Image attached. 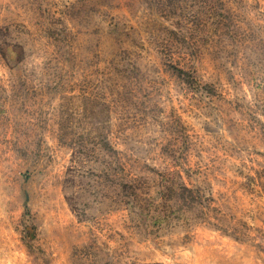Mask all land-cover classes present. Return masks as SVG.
<instances>
[{
    "label": "rangeland",
    "instance_id": "1",
    "mask_svg": "<svg viewBox=\"0 0 264 264\" xmlns=\"http://www.w3.org/2000/svg\"><path fill=\"white\" fill-rule=\"evenodd\" d=\"M0 264H264V0H0Z\"/></svg>",
    "mask_w": 264,
    "mask_h": 264
}]
</instances>
